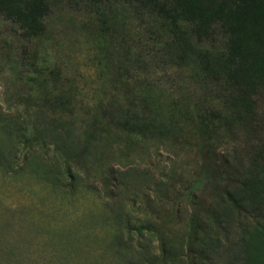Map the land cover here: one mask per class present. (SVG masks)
Segmentation results:
<instances>
[{"label": "rangeland", "instance_id": "obj_1", "mask_svg": "<svg viewBox=\"0 0 264 264\" xmlns=\"http://www.w3.org/2000/svg\"><path fill=\"white\" fill-rule=\"evenodd\" d=\"M85 23L53 19L38 70L32 47L0 46V264H239L209 219L187 250L191 196L221 214L228 206L194 183L192 82L148 53L99 48ZM255 98L261 151L231 120L216 160L261 196L264 88Z\"/></svg>", "mask_w": 264, "mask_h": 264}, {"label": "trees", "instance_id": "obj_2", "mask_svg": "<svg viewBox=\"0 0 264 264\" xmlns=\"http://www.w3.org/2000/svg\"><path fill=\"white\" fill-rule=\"evenodd\" d=\"M68 15L86 22L81 29L99 48L148 53L168 67H179L192 82L201 125L194 183L197 189L210 184L213 197L228 206L221 214L191 196L187 250L191 253L199 242L209 219L225 230L239 264H264L262 172L257 179L260 196L247 189V179H236L232 161L224 162L227 173L216 160L222 142L218 133L230 128L231 120L245 135V146L261 151L262 105L255 94L264 88V0H0V46L20 52L32 47L30 64L38 70L39 43L53 19ZM230 224L235 228L232 238L226 231Z\"/></svg>", "mask_w": 264, "mask_h": 264}]
</instances>
